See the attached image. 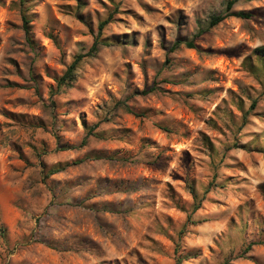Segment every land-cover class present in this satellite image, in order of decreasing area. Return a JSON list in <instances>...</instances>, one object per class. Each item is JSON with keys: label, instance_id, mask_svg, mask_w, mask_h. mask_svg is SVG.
I'll return each mask as SVG.
<instances>
[{"label": "rangeland", "instance_id": "rangeland-1", "mask_svg": "<svg viewBox=\"0 0 264 264\" xmlns=\"http://www.w3.org/2000/svg\"><path fill=\"white\" fill-rule=\"evenodd\" d=\"M260 48L264 0H0V264H264Z\"/></svg>", "mask_w": 264, "mask_h": 264}, {"label": "trees", "instance_id": "trees-1", "mask_svg": "<svg viewBox=\"0 0 264 264\" xmlns=\"http://www.w3.org/2000/svg\"><path fill=\"white\" fill-rule=\"evenodd\" d=\"M233 4H234V2L230 1L227 4V8H226L225 12L212 15L210 17L209 27L207 30H201L198 34H196V36L193 39L184 40V41L178 40L171 47V51H175V50L179 49L181 46H184L188 49H195L196 48L195 39L197 37L201 36L203 33L209 31L210 29L216 27L217 25H219L220 23H222L224 20H226L229 17H239V18H250L251 17L250 13H246L244 11L231 12V8H232ZM110 20H111V17H109L107 20L103 21L99 25V32H101L105 28V26L110 22ZM28 24H29V21H27L24 18V31H25L26 35L29 34V25ZM99 45H101V42H98V40L94 41V43L92 44V46L90 47L89 51L86 54H80L75 58V60L69 65V67L67 68L65 73L60 78L57 79V87L59 89L70 88L73 86V83L76 80V73H77V70H78L80 63L82 61H84L85 59L95 57V55L99 51ZM257 52H259L262 56H264V48L258 49ZM254 106H255V102L252 104V107H254ZM127 111H129L128 108H127ZM91 133H92V129L90 130L89 134L91 135ZM86 143H87V139L85 138L82 141L81 145L84 146V145H86ZM65 169H66V166H60L57 168H53L52 170H50L49 173L50 174H56V173L64 171ZM192 194H193L195 201L197 202L196 192L193 191ZM198 209H199V204L198 205L196 204L194 209H193V212L197 211Z\"/></svg>", "mask_w": 264, "mask_h": 264}]
</instances>
